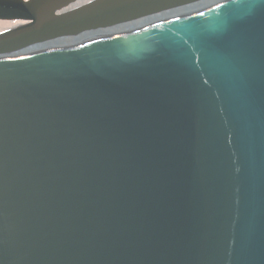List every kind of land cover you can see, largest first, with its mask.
Segmentation results:
<instances>
[{"label": "water", "instance_id": "95a60500", "mask_svg": "<svg viewBox=\"0 0 264 264\" xmlns=\"http://www.w3.org/2000/svg\"><path fill=\"white\" fill-rule=\"evenodd\" d=\"M78 1L0 0V264H264V0Z\"/></svg>", "mask_w": 264, "mask_h": 264}, {"label": "rangeland", "instance_id": "374dc122", "mask_svg": "<svg viewBox=\"0 0 264 264\" xmlns=\"http://www.w3.org/2000/svg\"><path fill=\"white\" fill-rule=\"evenodd\" d=\"M13 25V22L0 20V30H5Z\"/></svg>", "mask_w": 264, "mask_h": 264}, {"label": "bare ground", "instance_id": "6f19581e", "mask_svg": "<svg viewBox=\"0 0 264 264\" xmlns=\"http://www.w3.org/2000/svg\"><path fill=\"white\" fill-rule=\"evenodd\" d=\"M89 1H91V0H79L74 6H76V5H81V4L87 3V2H89ZM63 11H65V9H63ZM3 21H4V20H3ZM10 22H13V25H12L11 27H13V26H15V25L21 23V21H10ZM9 28H10V27H9ZM7 29H8V28H7ZM0 31H2V30H0Z\"/></svg>", "mask_w": 264, "mask_h": 264}]
</instances>
